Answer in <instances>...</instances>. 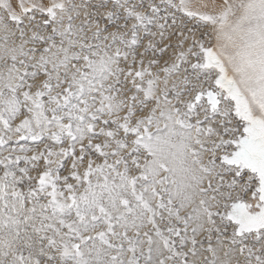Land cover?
Segmentation results:
<instances>
[{"label": "snow or ice", "instance_id": "6c2138e0", "mask_svg": "<svg viewBox=\"0 0 264 264\" xmlns=\"http://www.w3.org/2000/svg\"><path fill=\"white\" fill-rule=\"evenodd\" d=\"M0 264H264V0H0Z\"/></svg>", "mask_w": 264, "mask_h": 264}]
</instances>
